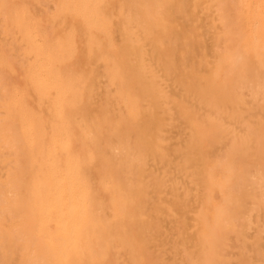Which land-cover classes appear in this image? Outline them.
<instances>
[{"label": "rangeland", "instance_id": "374dc122", "mask_svg": "<svg viewBox=\"0 0 264 264\" xmlns=\"http://www.w3.org/2000/svg\"><path fill=\"white\" fill-rule=\"evenodd\" d=\"M0 1L27 2L40 19L54 13L60 0ZM248 1L255 19L263 17L264 0H102L101 12L121 17L113 44L121 43V30L131 32L126 42L138 44L123 67V101L112 92L117 84L107 87L110 149L125 168L137 164L143 182L129 179L131 191L140 194V203L130 204L140 215L138 264L156 262L157 252L169 264H264V242H254L264 240L262 216L256 226L264 190L239 201V193H257L259 177L264 181V165L257 163L264 157V48L250 34L242 6ZM145 16L160 19L150 33L155 43L125 20ZM46 37L56 53L55 34ZM26 46L19 34L0 31V62L6 61L3 53H12L14 61L0 65V93L7 90L13 101L0 94L3 183L7 175L33 172L21 115L34 108L26 75L37 52ZM80 66L79 72L88 70L85 62ZM100 82L105 84L103 75ZM19 94L26 97V110ZM10 191L9 184L0 187L7 198Z\"/></svg>", "mask_w": 264, "mask_h": 264}, {"label": "bare ground", "instance_id": "6f19581e", "mask_svg": "<svg viewBox=\"0 0 264 264\" xmlns=\"http://www.w3.org/2000/svg\"><path fill=\"white\" fill-rule=\"evenodd\" d=\"M78 1L60 0L54 13L45 12L40 19L27 2L7 6L0 1V31L19 34L26 41L25 50L37 52L26 75L34 108L21 115L29 132L33 172L7 175L6 183L0 182V187H11L9 198L0 193V264H138L134 239L140 215L130 204L140 203V194L131 190L143 182L137 164L125 168L110 149L112 120L107 106L111 93L107 87L113 84L117 88L112 92L123 101V67L138 44L126 42L131 32L122 30L121 43L113 44L111 34L121 17L113 20L101 12L102 0ZM251 3H242L250 34L255 45L264 48V16L255 19ZM125 20L155 43L150 33L160 19ZM37 34L42 40H35ZM47 34H55L56 53L48 48ZM3 55L6 61L0 65H14L12 53ZM80 61L87 64L86 72H79ZM0 94L13 104L7 90ZM19 96L26 110V97ZM2 143L6 137L0 136ZM8 147L14 155L12 139ZM4 168L1 162L0 169ZM259 179L261 192L264 181ZM255 193H239V201L244 203ZM153 254L159 260L152 264H169L161 253Z\"/></svg>", "mask_w": 264, "mask_h": 264}, {"label": "crops", "instance_id": "0c3cea01", "mask_svg": "<svg viewBox=\"0 0 264 264\" xmlns=\"http://www.w3.org/2000/svg\"><path fill=\"white\" fill-rule=\"evenodd\" d=\"M257 163L264 165V157H260V159L257 161ZM262 175H264V171L262 172ZM255 195H262V193H261V192L259 193V192L257 191V193H255ZM257 205H258L259 207H261V210H257V212H258V214H259V217L256 219V220H257V224H256V226H258V224L261 223V216L264 217V203H261V202L257 201ZM254 242H255V243H262V242H264V240L261 239V236H259V237H257V238L254 240ZM262 257H263V256H261V258H262Z\"/></svg>", "mask_w": 264, "mask_h": 264}]
</instances>
